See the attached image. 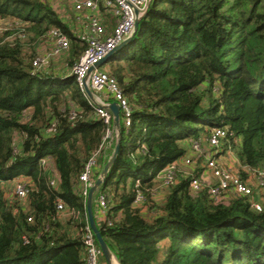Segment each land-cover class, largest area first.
I'll return each mask as SVG.
<instances>
[{
  "label": "trees",
  "instance_id": "obj_1",
  "mask_svg": "<svg viewBox=\"0 0 264 264\" xmlns=\"http://www.w3.org/2000/svg\"><path fill=\"white\" fill-rule=\"evenodd\" d=\"M0 18L26 24L0 38V264H86L80 176L108 125L74 76L34 70L35 53L17 36L66 30L46 0H0ZM69 36L73 68L88 43ZM108 72L133 110L99 189L108 202L99 227L120 264H264V208L248 197L216 202L180 172L163 204L153 193L157 175L214 127H227L224 147H238L243 179L264 171V0H152ZM18 177L31 185L25 199L6 194Z\"/></svg>",
  "mask_w": 264,
  "mask_h": 264
},
{
  "label": "built area",
  "instance_id": "obj_2",
  "mask_svg": "<svg viewBox=\"0 0 264 264\" xmlns=\"http://www.w3.org/2000/svg\"><path fill=\"white\" fill-rule=\"evenodd\" d=\"M64 2L71 5L75 12L88 13L89 17L88 45L79 61L72 68L70 75L75 77L81 92L86 97L88 96L84 89L85 85L93 91L95 101L88 99L95 107L98 117L108 125L103 144L90 156L80 176L81 193L87 199L89 190L97 179L94 175L98 166L99 156L101 153H106L107 150L111 148L113 141H115V144L117 142L118 131L114 124L113 112L109 108L112 102L103 98L102 94L108 93L111 95L113 101L118 102L121 119L126 127H130L133 122V110L127 97L116 79L112 77L108 71L103 69V65L115 53L110 58H108L109 55L133 33L137 19H142L145 16L152 0H64ZM103 9L116 18V28L112 32L107 31L104 24ZM17 36L21 39H25L27 38V33L22 29ZM45 36L52 39L54 42L52 55H60L70 49L71 41L67 30L54 27L50 29ZM105 59L108 60L97 66L98 63ZM47 63L48 57H37L33 61V68L34 70H39L44 68ZM229 134L227 127L212 128L208 136V145L211 150L210 153H208L206 167L210 168L209 170L215 180L208 182L202 177L193 176L190 181L191 190L193 192H198L206 188L211 198L216 202L225 201L231 195L246 196L250 199L252 208L262 210V207L255 199V188L258 190L264 189V171H258L257 173L254 171L251 172L255 179V183L251 184L248 179H243L238 171L235 172L217 166V155L222 151L224 147L223 142L227 139ZM196 142H192V148L194 150H198ZM226 149L230 151L231 145L226 146L224 150ZM178 161L179 160L173 161L168 164L156 178L161 179L164 185L169 187L173 185L179 170ZM42 163H48V158L42 159ZM58 181L59 175L56 170L53 169L50 185L56 187ZM30 191L31 185L28 180L22 178L16 180L12 196L25 199ZM143 200V195L139 194L136 203H141ZM98 204L105 221L107 220L108 213V202L105 195L99 194ZM57 208L61 212L68 211L67 206L62 200L59 201ZM68 213L72 214L74 211ZM83 243L86 249V264H101L100 261L103 252L89 224H87L83 233Z\"/></svg>",
  "mask_w": 264,
  "mask_h": 264
},
{
  "label": "rangeland",
  "instance_id": "obj_3",
  "mask_svg": "<svg viewBox=\"0 0 264 264\" xmlns=\"http://www.w3.org/2000/svg\"><path fill=\"white\" fill-rule=\"evenodd\" d=\"M46 2H48V4L55 11V13L60 17L69 35H78L80 38L88 40V34H89L88 13L75 12L72 6L64 2V0H46ZM103 14H104V24L106 26V29L107 31L112 32L116 28V24H117L116 18L111 13L106 12L105 9H103ZM22 25H26V24H23L18 19L0 18V38L5 37L7 34L13 33L14 31H16V28L18 27L20 28ZM6 40L7 41L13 40V36L8 35L6 37ZM22 42L26 43L29 52L35 53V58L48 57V63L44 66V68L48 70H53L56 73L62 74V76L65 75L69 76L71 74L72 67L69 65L68 61L70 59L72 42L70 43V49L68 51H65L62 54L56 56L52 55L54 42L52 41V39L46 37L45 35L36 37L33 32H30L28 33L27 38H25V40H23ZM80 45H83V43H80ZM109 60L103 65V69H105L106 71L109 70ZM193 141L195 142L197 141L196 143L198 145V150H194L192 148ZM235 142L238 144V139ZM188 144H189L188 148L191 147L192 150L189 151V155L187 154L183 160L178 161V169H179L178 173L180 172L181 173L180 175H184V176L199 177V175H197V172L201 168L204 169L205 167L206 169H210L206 167L208 153H210L211 150L208 145V138L201 134L199 139L190 140ZM114 148H115V141H113V143L111 144V148L107 150L106 154L111 152L112 149L114 151ZM237 150H238L237 146L231 145L230 152L236 158H238ZM47 165L52 167V163L49 161ZM217 166L222 167L220 162H218ZM236 167L238 166L235 164V167L233 169L234 171ZM15 182H16L15 179H13L6 183L5 190L7 195L12 196ZM169 190L170 187L164 185L163 182L156 183L155 187L153 188L154 196H156L157 191L161 193L158 199L159 201H156L158 204H163L165 202L163 198L165 197V194L167 195V193H169ZM255 190L256 192H258V189L255 188ZM258 204H260L262 209L264 208L263 201H258ZM65 216L67 217L68 215Z\"/></svg>",
  "mask_w": 264,
  "mask_h": 264
},
{
  "label": "water",
  "instance_id": "obj_4",
  "mask_svg": "<svg viewBox=\"0 0 264 264\" xmlns=\"http://www.w3.org/2000/svg\"><path fill=\"white\" fill-rule=\"evenodd\" d=\"M140 21L141 19H137L135 26H134V31L133 33L126 38L122 44L120 46H118L110 55L108 58H110L114 53H116L117 51H119V49H121L124 45H126L127 43L131 42L132 39L134 38V36L136 35L139 26H140ZM108 59H105L103 61H101L100 63L97 64L101 65L102 63H104L105 61H107ZM84 89L86 91V94L88 96V98L91 101H95V95L93 93V91L87 86H84ZM109 108L112 110L113 112V116H114V124L117 128L118 134H117V142L115 144V148L114 151L112 153V155L110 156V158L108 159L107 163L104 165L101 173L99 174V176L97 177L95 183L92 185V187L89 190V194L87 196L86 199V211H87V220H88V224L91 228V230L94 232L97 242L103 252V256L106 259V261L109 264H112L113 260H116L115 254L111 251V249L109 248L107 242L105 241V239L103 238L102 234H101V230L100 227L96 221L95 218V213H94V198H95V194L97 193V191L102 187V185L104 184L106 178L109 175L110 170L112 169L117 155L119 153V149H120V140H121V131H122V125H121V112H120V106L118 104V102L114 101L109 105ZM117 264H120L119 260H116Z\"/></svg>",
  "mask_w": 264,
  "mask_h": 264
},
{
  "label": "crops",
  "instance_id": "obj_5",
  "mask_svg": "<svg viewBox=\"0 0 264 264\" xmlns=\"http://www.w3.org/2000/svg\"><path fill=\"white\" fill-rule=\"evenodd\" d=\"M75 36L79 37L78 35H75ZM102 97L105 98V99H107L109 102H114L113 99H112V97H111V95L108 94V93L102 94ZM187 145H189V144H187ZM224 148L225 147H223L222 151H220L219 154L217 155L218 156L217 157L218 158L217 161L220 162V164L222 165L223 168L229 169L231 171H234L233 169H234L235 164H236L238 167L235 168V172L238 171L239 168H240L239 167L240 166L239 158L234 157V155L231 154V152L229 150H227V149L224 150ZM190 150H192L191 147H189V150H188V153H187L188 155H189V151ZM230 155H232V156H230ZM103 167L104 166L98 165L97 168H96V172L98 171L99 174H100L101 171H102V169H103ZM197 175H199V177H202L204 180H206L208 182H212V181L215 180L214 177L212 176L211 171L209 169H206L205 167H204V169L201 168L197 172ZM248 176H249L248 177L249 182L251 184H254L255 183L254 175H252L251 173H249ZM22 178L23 177H18V179L15 178V181H16V179L19 180V179H22ZM24 179L25 180H28L27 177L24 178ZM158 182H161L162 183V180L156 178L155 179V185ZM160 194L161 193L159 191H157L156 196H154V198H155L156 201H159L158 199L160 197ZM163 194H164V192H163ZM98 196H99V190L95 194V198H94V213H95L96 221H97L98 225L100 226L102 224V222L104 221V217L101 214V210H100V207H99V204H98ZM166 196L167 195L165 194V197L164 196H163L164 198L162 197L164 199V201L166 200ZM232 196H234V195H231L230 197H232ZM255 199L257 201H263L264 202V189H259L258 192L255 191ZM143 211L146 212L147 211V208H144ZM65 215H69V213L68 212L67 213H64L63 216H65ZM116 260H118L117 257H116ZM116 260H113L112 264H117ZM100 262H101V264H109L106 261V259L104 258V256L101 257V261Z\"/></svg>",
  "mask_w": 264,
  "mask_h": 264
}]
</instances>
